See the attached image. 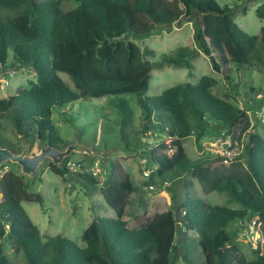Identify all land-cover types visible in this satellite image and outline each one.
<instances>
[{"label": "trees", "instance_id": "16d2710c", "mask_svg": "<svg viewBox=\"0 0 264 264\" xmlns=\"http://www.w3.org/2000/svg\"><path fill=\"white\" fill-rule=\"evenodd\" d=\"M71 1L77 2V7L64 11L62 0H0V74L24 67L36 73V80H30L27 87L0 99V144L1 120L7 119L23 140L37 141L36 147H61L66 143L52 124L53 108L86 97L134 94L142 117L137 136L171 139V153L165 154L164 143L148 152L158 175L170 173V179L176 180L190 174L200 182L204 194L225 193L227 204L236 202L240 207L211 205L186 192L185 201L178 206L183 215L180 226L173 211L167 209L130 227L126 207L137 187L121 164L113 162L101 192L115 216L93 220L83 232L82 247L60 235L42 241L21 202L42 204L43 199L28 193L21 177L9 169L0 178V264H12L2 253L4 241L20 252L26 264H171L176 252L186 264H264V242L252 249L254 258L242 259L233 242L234 232L226 230L231 222H250L257 216L264 237V138L247 132L239 158L214 174L209 164L219 161L217 155L191 160L182 144L194 130L198 142L204 125L210 123L219 127L218 133L225 129L234 138L240 137L250 127L246 109L213 94L216 81L208 75L194 84L171 86L153 97L145 95L151 70L164 63L183 66L191 75L192 59L203 52L212 69L220 72L210 48L216 35L236 70L264 68V5L255 10L262 22L259 34L250 35L234 22L231 9L220 6L218 0H177L180 9L169 0ZM181 22L192 23L194 45L162 53L158 61L147 60L145 56L154 51L142 50L133 41ZM8 50L12 51L9 60ZM59 73L69 75L75 90ZM253 92L250 88L244 93L250 96ZM115 107L123 124L131 121L132 111L125 98H119ZM68 162L66 157L61 166L50 161L48 167L64 179L75 175L98 183L90 174L70 172ZM191 184L185 182L188 187ZM178 229L182 231L176 244ZM189 232L196 238H190Z\"/></svg>", "mask_w": 264, "mask_h": 264}, {"label": "rangeland", "instance_id": "374dc122", "mask_svg": "<svg viewBox=\"0 0 264 264\" xmlns=\"http://www.w3.org/2000/svg\"><path fill=\"white\" fill-rule=\"evenodd\" d=\"M169 1L179 9L181 8L177 0ZM218 3L222 7L227 6L231 9L234 22L244 32L250 35L259 34L262 22L255 10L259 5H264V0H218ZM77 5V2L71 0H62L61 2L64 11H71ZM133 41L142 50L150 48L154 51L153 54L145 56L147 60L158 61L162 53L173 52L181 45H194L193 25L191 22H181L169 29L160 30L158 34ZM257 45L260 46V43L258 42ZM210 48L211 54L219 63L220 72L212 69L208 57L203 52L192 59L194 67L191 75L183 66L164 63L161 67L151 70L148 90L145 95L153 97L160 94L165 88L187 82L194 84L203 75L211 76L216 81L211 89L213 94L246 109L250 127L242 133V137L251 131L264 138V68L245 67L236 70L234 64L229 61L217 35L210 42ZM217 53L220 58L216 57ZM11 58L12 51L8 50V60ZM59 75L75 90L69 75L65 73H59ZM226 75H228V79L225 78ZM30 80H36V73L25 67L1 75L0 99L16 94L18 90L27 87ZM250 88H253L254 92L248 96L244 92H249ZM248 97L253 101H246ZM119 98H125L132 111V119L126 124L122 123L121 114L115 107ZM51 121L58 135L66 143L65 145L81 143L90 148L89 153L74 151L68 156V164L75 167L70 169V172L90 174L98 183L94 185L89 180L75 175L62 178L49 169V158L40 164L34 177L22 173L16 163L6 162L7 166L21 177L26 191L38 194L43 199L42 204L36 201L21 202L22 207L37 226L42 241H45L49 236L60 235L71 239L82 247L84 246L83 232L93 220L97 217L115 216L101 192L109 178L113 162L121 164L124 172L137 187V191L130 195L126 207L127 222L130 227L138 223L136 218L141 216L146 221L166 209L173 211L180 226L183 215L178 206L185 201L186 192L190 197H200L211 205L240 207L236 202L227 204L225 193L213 191L204 194L200 182L190 174L182 175L176 180L170 179V173L164 176L158 175L155 165L148 159V152L158 144L164 143L167 145L165 154L171 153L172 149L169 147L171 139L147 134L137 136V131L142 124V117L134 94L79 99L62 108H53ZM191 123H193L192 120ZM1 124L2 145L22 150L23 147H19V143L23 139L15 133L12 124L7 119H2ZM218 131V126L212 123L205 124L204 134L198 142L195 141L196 130L183 139L184 151L189 159L195 160L210 154L205 147L209 145ZM23 143H29L30 151H33L34 142L23 140ZM65 145L60 148H64ZM228 165L229 162L212 161L209 164V169L214 174L218 170L222 171ZM144 170L148 171L147 177L143 175ZM186 181H191V186H186ZM142 186H145L146 189L141 188ZM1 199L2 196H0ZM255 217L257 218V216ZM226 230L229 233L234 232L233 242L239 246L242 259L254 258L252 249L264 242L261 227H252L246 230L243 227H238L234 221L228 225ZM181 231L182 229L177 230L176 244L179 242ZM189 236L196 238L194 232H189ZM195 252L198 256L201 254L198 248ZM2 253L12 264H26L20 252L5 241ZM171 264L186 263L179 256V252H176L171 256ZM194 264L201 263L195 261Z\"/></svg>", "mask_w": 264, "mask_h": 264}, {"label": "water", "instance_id": "95a60500", "mask_svg": "<svg viewBox=\"0 0 264 264\" xmlns=\"http://www.w3.org/2000/svg\"><path fill=\"white\" fill-rule=\"evenodd\" d=\"M32 1V0H31ZM3 73L0 74V76ZM22 144V150L20 152H15L9 147L0 145V164L4 162L16 163L22 173L34 177L37 168L43 163L47 158L55 166H61L62 161L68 157L72 152H90V148L81 143H71L60 148L57 146H52L49 144L41 145L36 152L30 151V144L20 142Z\"/></svg>", "mask_w": 264, "mask_h": 264}, {"label": "built area", "instance_id": "2783aa9c", "mask_svg": "<svg viewBox=\"0 0 264 264\" xmlns=\"http://www.w3.org/2000/svg\"><path fill=\"white\" fill-rule=\"evenodd\" d=\"M246 136V135H245ZM245 144V137L234 138L232 134L228 133L225 129L221 130L209 143L205 149L210 153L218 156L219 161L221 162H231L236 158H239L243 147ZM69 169H74L75 167L72 164H68ZM10 168L7 166V163L4 162L0 164V178L2 175L7 172ZM144 176H148V171L144 170ZM0 196L1 193H0ZM236 224L238 227H243L246 230L252 227H261V222L258 220V217L253 218L250 222H245L244 220H237Z\"/></svg>", "mask_w": 264, "mask_h": 264}, {"label": "crops", "instance_id": "0c3cea01", "mask_svg": "<svg viewBox=\"0 0 264 264\" xmlns=\"http://www.w3.org/2000/svg\"><path fill=\"white\" fill-rule=\"evenodd\" d=\"M37 145H38V142L35 141L34 144H33V147H32V148H33V151H32V152H36V151H38L39 147H36ZM20 146H22L21 143L19 144V147H20ZM35 148H36V151H35ZM16 149H17V148L12 149V150H14V151L16 152ZM141 188L146 189L145 186H142ZM129 198H130V197H129ZM166 210H167V209H166ZM163 211H165V210H163ZM161 212H162V211H161ZM158 213H159V212H158ZM153 216H154V215H153ZM125 218L127 219V214L125 215ZM140 220H143V219L141 218V216L138 217V218H136V221H137V222H139Z\"/></svg>", "mask_w": 264, "mask_h": 264}, {"label": "flooded vegetation", "instance_id": "af4514ba", "mask_svg": "<svg viewBox=\"0 0 264 264\" xmlns=\"http://www.w3.org/2000/svg\"><path fill=\"white\" fill-rule=\"evenodd\" d=\"M20 144V143H19ZM19 148V147H18ZM21 150V149H20ZM20 150H18V152L20 151Z\"/></svg>", "mask_w": 264, "mask_h": 264}]
</instances>
